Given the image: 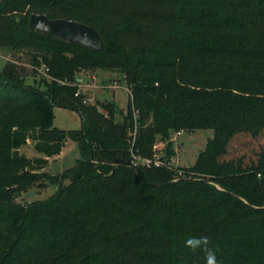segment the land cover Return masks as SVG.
I'll return each instance as SVG.
<instances>
[{"label": "trees", "instance_id": "trees-1", "mask_svg": "<svg viewBox=\"0 0 264 264\" xmlns=\"http://www.w3.org/2000/svg\"><path fill=\"white\" fill-rule=\"evenodd\" d=\"M30 13L89 25L102 47L31 31ZM0 47H30L46 68L31 83L24 67L0 70V264H205L192 236L220 264H264V0H0ZM80 69L117 71L125 111L85 101ZM54 106L80 127L52 126ZM133 129L143 156L160 140L173 157L176 131L212 137L172 180L124 163ZM28 140L37 156L18 153ZM68 140L74 165L43 171ZM47 184L44 199L13 198Z\"/></svg>", "mask_w": 264, "mask_h": 264}, {"label": "rangeland", "instance_id": "rangeland-1", "mask_svg": "<svg viewBox=\"0 0 264 264\" xmlns=\"http://www.w3.org/2000/svg\"><path fill=\"white\" fill-rule=\"evenodd\" d=\"M33 53L34 51L30 47H0V70L7 62L14 63L25 68V83H31L33 79L37 80L41 73H39L38 67L30 63L29 59ZM119 75L117 71L108 69H80L74 74L78 80L77 88L83 94L85 101L93 102L95 100L111 99L117 110L125 111L128 92L123 82L118 79ZM110 85L115 87H110ZM52 111V126L59 129H78L80 127L81 118L78 112L58 106H54ZM170 137L173 140L175 151L173 159L175 163L178 166L189 167L194 163L197 152L202 150L207 139L212 137V130H182L179 135L174 136L171 134ZM18 153L26 157L37 156L29 140L26 144L19 147ZM77 158H79L77 145L75 142L68 140L60 153L51 158L42 170L48 174L60 173L72 167ZM66 183L67 180L64 181V184ZM54 191L55 186L52 184H47L44 187L31 186L18 199L20 202L41 200L51 195Z\"/></svg>", "mask_w": 264, "mask_h": 264}, {"label": "water", "instance_id": "water-1", "mask_svg": "<svg viewBox=\"0 0 264 264\" xmlns=\"http://www.w3.org/2000/svg\"><path fill=\"white\" fill-rule=\"evenodd\" d=\"M27 27L31 31L49 32L63 41L76 42L94 50H99L102 47L100 38L91 26L69 17L49 19L41 13H30ZM20 196V192L13 194L15 200Z\"/></svg>", "mask_w": 264, "mask_h": 264}, {"label": "built area", "instance_id": "built-area-1", "mask_svg": "<svg viewBox=\"0 0 264 264\" xmlns=\"http://www.w3.org/2000/svg\"><path fill=\"white\" fill-rule=\"evenodd\" d=\"M46 68H39V73L45 75ZM46 76V75H45ZM63 83V82H62ZM110 87H115L114 85H110ZM126 89V88H125ZM127 91V90H126ZM181 131L174 132V136L180 134ZM130 136V144L128 149V158L124 160V163L135 169L137 167H145V168H158V167H166L167 169H171L174 171V177L172 180H177L179 178H190L191 173L185 172L180 166H178L173 157L166 158L163 154L164 142L157 140L152 144L151 154L150 156H143L138 154L133 148V140L135 135V129L128 133ZM95 162V161H94Z\"/></svg>", "mask_w": 264, "mask_h": 264}, {"label": "clouds", "instance_id": "clouds-1", "mask_svg": "<svg viewBox=\"0 0 264 264\" xmlns=\"http://www.w3.org/2000/svg\"><path fill=\"white\" fill-rule=\"evenodd\" d=\"M209 244L210 241L206 236H192L184 241V247L189 251L193 253L198 251L203 252L205 264H220L217 259L216 250L209 247Z\"/></svg>", "mask_w": 264, "mask_h": 264}, {"label": "crops", "instance_id": "crops-1", "mask_svg": "<svg viewBox=\"0 0 264 264\" xmlns=\"http://www.w3.org/2000/svg\"><path fill=\"white\" fill-rule=\"evenodd\" d=\"M38 155V154H37Z\"/></svg>", "mask_w": 264, "mask_h": 264}]
</instances>
